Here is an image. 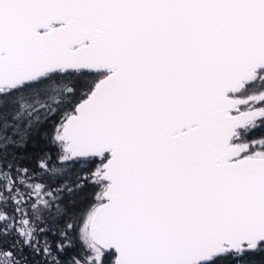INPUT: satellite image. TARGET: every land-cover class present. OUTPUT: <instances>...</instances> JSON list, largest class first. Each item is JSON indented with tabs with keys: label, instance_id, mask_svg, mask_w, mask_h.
<instances>
[{
	"label": "snow or ice",
	"instance_id": "snow-or-ice-1",
	"mask_svg": "<svg viewBox=\"0 0 264 264\" xmlns=\"http://www.w3.org/2000/svg\"><path fill=\"white\" fill-rule=\"evenodd\" d=\"M58 114L55 159L21 166L14 150ZM260 126L264 0H0V264H28L25 249L62 264L63 201L86 181L100 190L64 264H249L264 253V139L246 142Z\"/></svg>",
	"mask_w": 264,
	"mask_h": 264
},
{
	"label": "trees",
	"instance_id": "trees-1",
	"mask_svg": "<svg viewBox=\"0 0 264 264\" xmlns=\"http://www.w3.org/2000/svg\"><path fill=\"white\" fill-rule=\"evenodd\" d=\"M58 122L59 114L53 116L51 119L48 120L47 123L43 124L40 128V132L31 136V138L28 140L27 146L24 149L14 150L16 151L17 155L22 154L26 157L25 159L19 161V164L21 166H34L36 158L45 153L50 154L55 159L57 148L50 143V135L54 129L55 124ZM44 133H48L49 138H45L43 135ZM255 135L256 134H253V132L249 131L247 137H255ZM257 135H261L264 137V126L259 127ZM11 161L12 156H8L2 161V163L7 164ZM98 163L99 158H94V160L89 161L88 164L83 167V169L80 171V175L83 176L85 173L92 172ZM80 167V165L73 166L69 173L64 175L62 178L55 180V182L53 183V187L63 183L64 180H68L69 184L71 185L75 181L77 169H79ZM98 189L99 188L96 187L93 182L86 181L85 186L79 192L74 193L72 197L66 196L63 201V203H65L68 207L69 215L74 216L75 219H69V216H65L63 218L58 219V224L60 226H63L67 223H73L74 225L73 229L69 230L68 232V235L71 240V246L66 247L62 253H57L58 258L61 260L62 264H64V262H66L70 258V256L78 253L81 250L82 246L78 238L81 230L79 218L83 212L87 211V209L91 207L92 204H94L95 194L97 193ZM69 201H71V203ZM45 226L46 225L44 224L41 225V227ZM47 226L52 227V225L50 224ZM45 235H47L49 241H51L52 248L55 253L56 241L60 239L58 234L54 235L50 231L47 232ZM39 238L43 240L44 236L41 235ZM12 242V237H0V250H7L11 246ZM24 255H27L28 257V264H37L38 261H42L43 259L42 256L34 257L28 249L24 250ZM246 259L248 260L249 264H264V253H257ZM110 260L111 257H107L105 264H110ZM220 264H238V262L233 261L231 258H226L222 260Z\"/></svg>",
	"mask_w": 264,
	"mask_h": 264
},
{
	"label": "flooded vegetation",
	"instance_id": "flooded-vegetation-1",
	"mask_svg": "<svg viewBox=\"0 0 264 264\" xmlns=\"http://www.w3.org/2000/svg\"><path fill=\"white\" fill-rule=\"evenodd\" d=\"M250 131L253 132V134H256V135H255V137H247V136H246V142H247V141H254V140H261V139H264L263 136H261V135L258 136V135H257V132L259 131V127H256L255 129H252V130H250ZM257 149L261 150V148H260V144L258 145V148H257ZM259 150H258V151H259ZM94 199H95V202H96V195H95V198H94ZM95 202H94V203H95ZM89 208H90V207H89ZM89 208H88V209H89ZM88 209H87V210H88Z\"/></svg>",
	"mask_w": 264,
	"mask_h": 264
},
{
	"label": "rangeland",
	"instance_id": "rangeland-1",
	"mask_svg": "<svg viewBox=\"0 0 264 264\" xmlns=\"http://www.w3.org/2000/svg\"><path fill=\"white\" fill-rule=\"evenodd\" d=\"M254 141L257 142V143L254 145V147H255V150L258 151L259 149H257V148H258V145H259V141H260V140H254ZM99 190H100V189H98V191H99ZM98 191H97V192H98ZM86 212H87V211L83 212V213L81 214L80 218H79V222H80L81 228H82L83 223H84V219H83V217H84V214H85Z\"/></svg>",
	"mask_w": 264,
	"mask_h": 264
},
{
	"label": "water",
	"instance_id": "water-1",
	"mask_svg": "<svg viewBox=\"0 0 264 264\" xmlns=\"http://www.w3.org/2000/svg\"><path fill=\"white\" fill-rule=\"evenodd\" d=\"M59 123V122H58ZM57 124V123H56ZM93 205V204H92Z\"/></svg>",
	"mask_w": 264,
	"mask_h": 264
}]
</instances>
